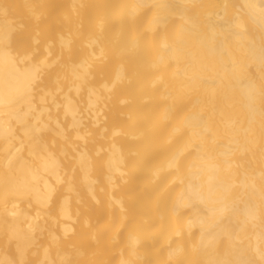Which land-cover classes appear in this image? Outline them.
Returning <instances> with one entry per match:
<instances>
[{"label": "bare ground", "instance_id": "6f19581e", "mask_svg": "<svg viewBox=\"0 0 264 264\" xmlns=\"http://www.w3.org/2000/svg\"><path fill=\"white\" fill-rule=\"evenodd\" d=\"M0 264H264V0H0Z\"/></svg>", "mask_w": 264, "mask_h": 264}]
</instances>
